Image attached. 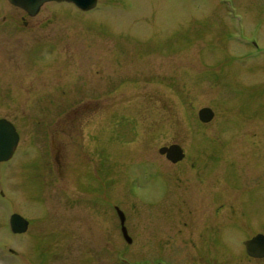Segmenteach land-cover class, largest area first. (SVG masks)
I'll return each mask as SVG.
<instances>
[{
    "label": "rangeland",
    "instance_id": "rangeland-1",
    "mask_svg": "<svg viewBox=\"0 0 264 264\" xmlns=\"http://www.w3.org/2000/svg\"><path fill=\"white\" fill-rule=\"evenodd\" d=\"M80 19L61 27L53 54L36 59L53 65L46 71L53 80L70 73L69 99L66 88L52 101L39 99L37 81L30 88L39 79L34 71L46 67H22L17 77L0 71V117L22 128L19 147L0 164V264H180L193 248L161 243V234L176 239L181 226L161 231L158 217L166 180L174 185L179 176L186 184L194 169L210 176V214L233 207L252 229L247 237L264 233V0H98ZM4 77L18 80L22 91L3 95ZM93 98L103 101L98 108ZM202 107L215 114L208 124L198 119ZM65 111L71 132L61 148ZM53 127L59 135L47 130ZM176 142L187 159L167 164V175L158 148ZM140 161H153L154 171L145 173ZM108 201L129 219L132 246L121 233L117 246L106 245L100 213ZM13 212L30 221L23 236L8 229ZM180 213L163 217L184 220L186 211ZM237 224H229L224 247L211 242L210 264H264L248 258ZM180 231L184 237L186 228Z\"/></svg>",
    "mask_w": 264,
    "mask_h": 264
},
{
    "label": "flooded vegetation",
    "instance_id": "flooded-vegetation-1",
    "mask_svg": "<svg viewBox=\"0 0 264 264\" xmlns=\"http://www.w3.org/2000/svg\"><path fill=\"white\" fill-rule=\"evenodd\" d=\"M64 6L71 8V10H73L77 16L76 15L67 16L65 10L62 9ZM84 13L85 12L76 8L73 4L66 2L63 3L48 2L42 4L37 10H33V9L28 10L21 6L14 5L10 3L8 0H0V71L4 73L3 76H5L6 74L5 72H13L15 77H17L20 74V70L23 69L22 67H37V66L46 67L45 69L38 68L34 71L38 73L39 79H35L33 82H29L31 83L30 88H34V87L37 88V86H35L36 81L40 83L38 87L40 89L39 91H41L42 93H39V99L40 96H44V94H47L50 95V100L52 101L53 99L52 95H55L56 98L58 97L59 88H66L63 89V93H65L66 91V94L68 95L69 92L67 91H69L70 89L68 78L70 73H68V76L66 75L67 79L65 81L62 80L60 82L57 79L53 80L49 78V75L46 72L47 67L49 68L50 66L53 65H47V64L37 65L36 59L38 60L39 57H42L41 55L46 53L53 54V46H54L55 38L58 37V35H60L58 33H60L59 31L60 29H62L61 27L63 26L70 27L71 20L72 21L74 20L76 24H78L77 21L81 23L80 17ZM6 75L8 77H11V74H6ZM43 78H46V80ZM4 80L6 81L5 82L6 84L2 88L3 95H4V91L5 92L7 91V93H12V92L16 93L19 90L22 91L23 85L22 84L19 85L18 80L16 79L13 80V78L5 79V77ZM35 91L36 90H34V92ZM18 94L19 93L14 94L13 96L11 95L10 97H8L7 100L12 99L13 101H15L17 98L19 99L20 97ZM69 96L70 95L65 97L69 99ZM3 99L6 100V98ZM93 100H94V104L97 105V108H98V104H101L103 102L101 100H97V98H93ZM77 108L73 110L76 113L79 110V109L77 110ZM69 114H70L69 111H65V113L62 116V129L60 134L63 136V140H62L61 148L63 147L66 148L69 145V141H70L68 137L69 132H71ZM0 119H6L10 121V123L14 126V129L18 135L17 146L13 152L14 155L21 141V133H22L21 125L10 120L7 116L0 117ZM47 130L51 131L53 136L55 134L59 135L58 129H55L54 127L51 129L47 128ZM57 143L58 141L56 142V139H53L52 147L54 148ZM176 143L178 144V142ZM61 148L59 146L56 149V151H61ZM52 151H54V149H52ZM159 155L163 159L161 160V164H163L165 168L164 173L166 174L168 172L166 170L167 164L175 166L176 164L183 163L182 161H185V159H187V153L185 151H184V158L176 163L169 161L165 157V155H161V154ZM56 156L55 158H53L54 164L55 163L57 164V162L59 163V160L57 159ZM9 160L0 161V164L4 162L6 163ZM140 162H143L141 164L147 163L148 165L145 168V173L148 172L151 173L154 171V169L150 165L151 162L153 161H140ZM68 163H70L69 157L64 159V166H66V168ZM155 163L158 164V168H159L160 159L157 160V162ZM192 166L194 165H191V167ZM192 172H194L193 177H188L189 182L187 181L186 184L182 180H180L179 176L177 177V180L174 185L170 183V180H166L165 189L167 191V196L164 197L161 201L162 205H164V207L162 208L160 204V208L162 209L163 214H160V217H158L161 223V231H164L165 229L172 230L175 224L180 225L181 228L182 226L186 228L187 232L184 237H183L184 235L183 232L180 231L181 228L176 230V234H177L176 239L170 237L169 241H167L165 235L163 234L160 235L161 243L162 242L172 243L175 241L177 247H183L188 244L191 248H193L190 255L185 256L186 258L181 257L182 260L181 259L178 260L180 264H210V246L212 245V243L217 247H224L223 245L230 242L229 240L226 241L227 239L226 233L229 230V224L238 222L237 224L238 227L235 228H237L238 231L240 232L241 236H239L240 237L239 244L243 246L244 249H245L244 246L245 241L255 237L258 234H264L262 233V230L260 228L258 229L260 231H256L255 234H251L247 237L246 232L247 231L252 232V229L249 228V224L244 226L245 220L242 219L243 212L240 210L237 214H235L236 210L233 207H231L228 210L224 205H222L221 207L214 208L212 213L210 214V176L208 175L204 176L203 173H201L202 174L201 175L200 173H198L199 171L196 169H194ZM148 190H150V187L147 185L145 186L144 195H147ZM0 195L3 196L5 194L1 192ZM177 199H179L180 202L182 200L183 207H180L179 204L175 202V200ZM224 200L225 199H222L220 201L224 202ZM148 203L150 202L148 201ZM107 206L108 207L106 208V213L105 214L100 213L103 216V218L105 217L104 218L105 224L100 226V232L104 231L105 229L104 232L108 233L105 234V236L108 237L106 241V245L108 244V247H113L114 245L117 246L118 235L119 233H121L119 216L117 214V205L115 201H108ZM172 210L175 211L176 213H178L179 210L181 211V213L185 210L186 211L185 214L180 213L182 216H184V220H182L181 218L177 219V217H175L173 220H166V218L163 216L165 215V213L170 212ZM147 211L152 212L151 210H147ZM223 211L226 213H224ZM147 215L149 216V214ZM233 216H238V218L237 219L233 218L236 219L233 220L231 218ZM128 220L129 219L125 216V226H126L127 234L130 237V242H127L123 238V235L121 233V238L125 242V245L127 247L132 246L136 242L134 235L129 229ZM148 221H150L149 218ZM211 232L214 233L215 240L213 241L210 236ZM78 233L81 234L79 238L80 244L84 246L87 240L85 236V229L80 230V232ZM25 234L26 232L15 235L23 236ZM110 238L113 239L109 240ZM147 241H149V239H147ZM196 248L199 249V251H202L201 256L199 255L198 253L199 251H197ZM177 251L181 252V250H177ZM115 257L117 260V252H115ZM248 258L255 261L264 260V257L254 258L248 256ZM148 260L149 259H147L146 264L150 263ZM169 263L166 261L165 258L159 261V264H169Z\"/></svg>",
    "mask_w": 264,
    "mask_h": 264
},
{
    "label": "water",
    "instance_id": "water-1",
    "mask_svg": "<svg viewBox=\"0 0 264 264\" xmlns=\"http://www.w3.org/2000/svg\"><path fill=\"white\" fill-rule=\"evenodd\" d=\"M11 3L21 6L25 9L36 10L41 4L47 1L53 0H9ZM55 1H67L72 2L78 8L82 10H90L95 7L97 0H55ZM198 119L202 123H209L213 117L214 112L209 107H203L198 110ZM17 144V135L14 127L6 120L0 119V161L10 158L14 148ZM158 152L164 154L166 158L176 163L184 157L182 148L177 144L170 146H163L159 148ZM120 218L121 231L127 242H130V238L127 235L124 226V214L118 211ZM29 222L19 214H12L9 218L10 229L14 233H23L27 230ZM246 252L250 257L262 258L264 257V235L258 234L250 240L245 241Z\"/></svg>",
    "mask_w": 264,
    "mask_h": 264
}]
</instances>
